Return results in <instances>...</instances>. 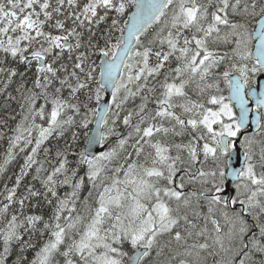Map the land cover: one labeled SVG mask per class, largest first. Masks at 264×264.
Masks as SVG:
<instances>
[{
  "label": "snow or ice",
  "instance_id": "obj_1",
  "mask_svg": "<svg viewBox=\"0 0 264 264\" xmlns=\"http://www.w3.org/2000/svg\"><path fill=\"white\" fill-rule=\"evenodd\" d=\"M261 77L264 0H0V264H264Z\"/></svg>",
  "mask_w": 264,
  "mask_h": 264
},
{
  "label": "trees",
  "instance_id": "obj_2",
  "mask_svg": "<svg viewBox=\"0 0 264 264\" xmlns=\"http://www.w3.org/2000/svg\"><path fill=\"white\" fill-rule=\"evenodd\" d=\"M125 18H127V17H125ZM101 27L103 29L106 27V25H102ZM113 39L115 40V37ZM221 47H222L223 51H226L227 46L222 45ZM97 64H99L98 59H97ZM19 70L21 72H23L25 70L24 66L21 65ZM29 76H31V73H29ZM97 78H99L98 73H97ZM12 95H16V93L13 91L12 88L8 89L7 93L0 92V122L8 121L9 126H14L15 121H12L10 119V117L13 114H15V111L18 112V110H19L18 104L15 101H9V96H12ZM103 97H104V94H103ZM17 119H19L18 116H17ZM93 123H94V121H93ZM92 126H93V124L90 127L92 128ZM3 127H4V125L2 123H0V130H2ZM84 140H85V137L83 135H81L80 141H79L81 148L84 147ZM53 143H55V142H53ZM5 147H6V144L3 141H0V163L3 162V149ZM259 147H260L259 144L254 145V149L257 153L259 152ZM22 162H23L22 157H18L16 161H14L11 165L8 166V172L6 175L0 174V191H2L4 183H8L9 186H11L14 183V174L18 173L19 165ZM9 177H11V179H9ZM30 181H31V176L25 178V180L23 181V184L26 185ZM36 187L39 188L38 183L36 184ZM193 187H195V186H193ZM20 191H23V187L20 189ZM84 194L86 195L87 193L85 192ZM0 199H2V198H0ZM2 226L3 225L0 224V227H2ZM162 243H163V241H162ZM27 255L29 256V258H31L34 255V253L29 252ZM9 264H11V259L9 261Z\"/></svg>",
  "mask_w": 264,
  "mask_h": 264
},
{
  "label": "water",
  "instance_id": "obj_3",
  "mask_svg": "<svg viewBox=\"0 0 264 264\" xmlns=\"http://www.w3.org/2000/svg\"><path fill=\"white\" fill-rule=\"evenodd\" d=\"M131 11H134V9H131ZM256 42L257 41H255L254 43H256ZM259 82H260V84L264 85V77H261ZM109 92H110V90H109ZM103 99L104 100H110V94L109 93H105ZM102 104H103V101H102ZM250 106L254 107V103L250 104ZM251 116H252V114L250 113V119H251ZM92 128H95V122H94ZM254 129H255V126H253L252 129H250V131H254ZM242 159H243V156H242V150H241V160Z\"/></svg>",
  "mask_w": 264,
  "mask_h": 264
},
{
  "label": "rangeland",
  "instance_id": "obj_4",
  "mask_svg": "<svg viewBox=\"0 0 264 264\" xmlns=\"http://www.w3.org/2000/svg\"><path fill=\"white\" fill-rule=\"evenodd\" d=\"M228 49L226 48V51H227ZM225 95H227V91L225 90V93H224Z\"/></svg>",
  "mask_w": 264,
  "mask_h": 264
},
{
  "label": "bare ground",
  "instance_id": "obj_5",
  "mask_svg": "<svg viewBox=\"0 0 264 264\" xmlns=\"http://www.w3.org/2000/svg\"><path fill=\"white\" fill-rule=\"evenodd\" d=\"M7 108V107H6ZM16 112V111H15Z\"/></svg>",
  "mask_w": 264,
  "mask_h": 264
},
{
  "label": "flooded vegetation",
  "instance_id": "obj_6",
  "mask_svg": "<svg viewBox=\"0 0 264 264\" xmlns=\"http://www.w3.org/2000/svg\"><path fill=\"white\" fill-rule=\"evenodd\" d=\"M255 42V41H254Z\"/></svg>",
  "mask_w": 264,
  "mask_h": 264
}]
</instances>
